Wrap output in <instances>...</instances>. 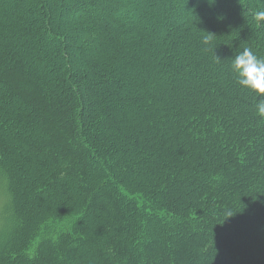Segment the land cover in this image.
I'll return each mask as SVG.
<instances>
[{"label": "trees", "instance_id": "obj_1", "mask_svg": "<svg viewBox=\"0 0 264 264\" xmlns=\"http://www.w3.org/2000/svg\"><path fill=\"white\" fill-rule=\"evenodd\" d=\"M87 1L0 0V118L17 138L0 139V174L19 148L50 211L26 219L10 179L0 264H264L261 98L229 67L245 47L264 58V0Z\"/></svg>", "mask_w": 264, "mask_h": 264}, {"label": "rangeland", "instance_id": "obj_2", "mask_svg": "<svg viewBox=\"0 0 264 264\" xmlns=\"http://www.w3.org/2000/svg\"><path fill=\"white\" fill-rule=\"evenodd\" d=\"M90 2L91 1L88 0L87 2L82 3V6H84V8L86 9L91 8ZM140 5H141V2H138V6ZM213 8L217 9L216 10L217 12L214 11L216 15L221 13L218 8H215V7ZM223 14H225V17L227 16V13H223ZM51 52H53L54 55H53V61L52 60L49 61L50 69L55 68V69L60 70V72H64L65 71L64 66L66 67V65H65L64 59L60 55V52H61L60 48L58 47L56 48L53 46L51 47ZM15 135H16L15 128L12 127V123L8 121V118L7 117L0 118V139H3V138L7 139L9 142L13 144L17 141L16 140L17 138ZM23 154H22V151H20L18 148L16 151V155H14L10 159V161H5L6 165L12 169V176H10V178L9 176L0 174V227L3 226L2 216L5 210L13 206V204L9 202L8 188L6 189V186H8V182L10 181V179H12L13 186L16 188L18 201L24 207L23 215L25 216L26 219L29 218V221L30 220L34 221V223L42 219V216L39 215V213H37V209L45 211L43 216L48 214L47 212H50L49 208L45 207V205H42L41 203V201L44 200V198H46L45 193L37 190L39 181H41L40 179L42 176L39 173H37L34 169L29 167L26 163H24ZM94 154L97 155L99 158L98 160L100 164L99 165L96 164L98 168L106 169L108 171V172H105V174H103L101 178L102 179L103 178L112 179L111 175L109 174V169L113 168L115 162L113 160L104 159L107 157V155L103 156L98 150L94 151ZM122 171L123 170H120L119 172H122ZM76 187H77L76 185L71 186V189L73 188L71 192L74 193L75 195L76 194L78 195V190L76 189ZM75 204L76 202L73 205L76 206ZM62 210H63L62 208H59V209L56 208V212H59ZM75 214L76 213H71L68 216H65V217L63 216L64 218L58 219L55 222L51 221L50 222L51 226H42L40 229H38L39 233L45 230H51V232H48L45 235V238H48V236L52 235L54 231L71 228L74 224L75 217H77V215ZM71 215H74V217H71ZM35 224H37V222ZM163 226L164 228H167L166 230H168L170 225L163 224ZM38 230L34 232L36 233ZM35 233L29 234L28 235L29 237L27 236L28 238L21 237L19 244H23L26 246L28 242L31 241V238L33 237ZM42 238L44 237L42 236ZM40 239H41L40 237H36L34 239L33 241L34 245L31 251H33L36 248V246L40 242Z\"/></svg>", "mask_w": 264, "mask_h": 264}, {"label": "clouds", "instance_id": "obj_3", "mask_svg": "<svg viewBox=\"0 0 264 264\" xmlns=\"http://www.w3.org/2000/svg\"><path fill=\"white\" fill-rule=\"evenodd\" d=\"M209 5H215L217 0H208ZM257 23L264 21V9L255 13ZM204 43L209 41L205 38ZM217 61L221 58L216 55ZM230 71L235 82L242 88L254 93L261 99L255 105L258 116L264 118V58L258 57L250 48L245 47L236 53L230 62Z\"/></svg>", "mask_w": 264, "mask_h": 264}]
</instances>
